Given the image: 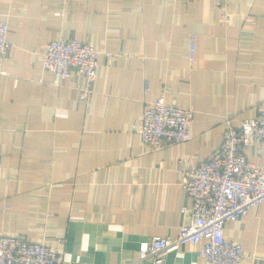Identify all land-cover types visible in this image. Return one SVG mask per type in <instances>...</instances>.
<instances>
[{
  "label": "crops",
  "instance_id": "crops-1",
  "mask_svg": "<svg viewBox=\"0 0 264 264\" xmlns=\"http://www.w3.org/2000/svg\"><path fill=\"white\" fill-rule=\"evenodd\" d=\"M0 19L11 44L0 74V233L45 243L59 264H154L138 260L140 241L189 219L180 165L221 146L227 117L240 125L264 107V0H0ZM61 37L100 50L93 80L73 71L56 84L42 68L45 45ZM161 96L195 115L186 141L152 147L132 124ZM245 151L262 163L258 146ZM225 236L242 244L241 264H264V201ZM199 248L182 245L162 264H204Z\"/></svg>",
  "mask_w": 264,
  "mask_h": 264
},
{
  "label": "built area",
  "instance_id": "built-area-1",
  "mask_svg": "<svg viewBox=\"0 0 264 264\" xmlns=\"http://www.w3.org/2000/svg\"><path fill=\"white\" fill-rule=\"evenodd\" d=\"M10 26L0 19V74L3 62L10 54ZM196 35L190 37V56L196 49ZM107 57L112 53L106 52ZM100 50L93 41L75 37L50 40L42 53V68L54 74L59 84L73 71L93 80L99 69ZM149 89V83H146ZM82 95L81 99H83ZM84 101L87 99H83ZM195 109L167 102L163 96L146 100L142 119L133 123L144 143L160 147L170 142H184L190 137ZM258 146L262 163L252 162L245 148ZM181 181L192 199L184 206L189 216L175 235H153L143 239L138 247V260L150 259L162 264L167 254L185 244H200L199 255L204 264H241L244 248L238 241L225 236L228 221L238 220L264 201V107L254 117L235 125L225 119L224 139L219 148L197 165H180ZM56 249L45 243L31 242L24 236L0 233V264H59Z\"/></svg>",
  "mask_w": 264,
  "mask_h": 264
}]
</instances>
